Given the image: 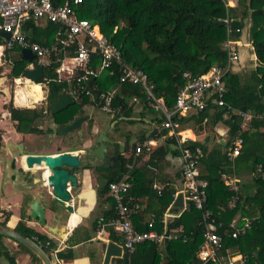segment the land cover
Instances as JSON below:
<instances>
[{
  "label": "trees",
  "instance_id": "obj_1",
  "mask_svg": "<svg viewBox=\"0 0 264 264\" xmlns=\"http://www.w3.org/2000/svg\"><path fill=\"white\" fill-rule=\"evenodd\" d=\"M63 0H58L62 2ZM228 0H82L76 6L77 16L88 19L97 24L106 39L115 45L121 53L122 59L130 66L143 70L147 80L152 85L156 97H162L167 109H171L179 89L185 84L184 73L196 77L206 72L212 65H223L226 62V53L221 43L227 38L241 40L242 29L248 22V41L254 53L256 65L249 73L230 71L223 76L225 91L223 100L232 108L249 112L255 116L249 126L241 128V118L232 113L225 106H218L209 98L207 107L199 112L188 115H174L173 122L182 125L194 123L199 127L212 128L217 124L226 127L224 145L216 142L209 147V141L187 140L189 147L199 146L204 152L200 160V177L207 181V206L212 210L217 220L223 222L224 228L237 214L258 215V220L245 234L237 238L223 236V246L219 255L225 258L229 253L242 252L249 256L246 264H264V177L255 173L258 165L264 172V122L256 115L264 113V0H237L236 6L227 4ZM231 2V1H230ZM228 18V22L223 19ZM58 26L51 22L37 24L33 20L27 21L23 31L27 37L40 44H51ZM3 41H0L2 44ZM10 51L19 53L17 58L19 69L10 67L8 76H21L29 62L21 58L19 50L3 51L6 56ZM66 54L60 52L59 60H51L43 65L44 76L36 82H44L47 86L45 108H17L11 103L6 106L9 117L18 132L42 133L44 130L36 125V121L47 115V106L62 90H70L76 101L65 109L48 115L55 119L59 129L71 123L77 116L78 109L83 104H99V99H92L84 91L75 94L73 82L57 81L56 69ZM96 59L93 66H96ZM37 66L36 59L32 61ZM93 85L100 90L108 91L115 87L112 105L120 106V112L126 113L130 108L127 99L136 96L145 100L144 90L137 84L119 83L118 74H108L105 70L93 77ZM206 122L203 123V119ZM162 120V117L159 119ZM158 120V121H159ZM90 122L88 128L90 129ZM196 126V127H197ZM195 128V127H194ZM45 131H50L47 128ZM167 131V130H165ZM239 135L242 144L239 154L231 162L226 156V148L231 139ZM1 147V134H0ZM134 147L133 145L131 146ZM167 148H156L146 161V165L157 166V161L165 156ZM130 156L124 157L119 151L115 155V163L111 169L97 167L100 173L101 185L99 196L107 201L109 196L107 187L111 181L118 180L126 171ZM232 164L235 175L239 179L240 201L233 209H228L226 202L231 192L220 180V172L230 173ZM143 168H134L132 171L133 184L127 191L142 208L132 217L134 226L140 230H148L147 222L153 214L154 229L161 230L164 226L162 217L168 209L174 208L173 197L175 189L164 185L160 192L153 187V171ZM147 170V172H146ZM29 196V195H28ZM28 198L25 196L21 207V218L15 230L23 236L34 240L37 237L41 249L51 258L49 251L56 247L57 241L34 227L27 225L25 219V205ZM172 203V204H171ZM54 209V202H50ZM114 202L111 199L110 207L102 209L94 219L103 216L105 219L113 216ZM5 224V221L1 222ZM186 233V240L175 239L165 242L162 246L144 241L136 246L131 256L132 264H200L196 258V251L202 242L201 212L191 204L178 216L167 220L166 228L180 227ZM74 231L65 240V247L57 251V257L64 260L72 258L71 247L80 241L90 239V234L83 230L78 237ZM224 230H218L222 233ZM4 236L0 234V257L5 256L10 264H16L15 255L1 242ZM121 237L107 231L104 239L120 242ZM50 241L45 246L44 242ZM19 249L27 252L31 260L41 264L39 258L21 243ZM52 259V258H51ZM122 258L113 257L111 263H121ZM52 264V263H51ZM205 264H214L206 262Z\"/></svg>",
  "mask_w": 264,
  "mask_h": 264
},
{
  "label": "built area",
  "instance_id": "obj_2",
  "mask_svg": "<svg viewBox=\"0 0 264 264\" xmlns=\"http://www.w3.org/2000/svg\"><path fill=\"white\" fill-rule=\"evenodd\" d=\"M81 1L0 0V30L9 33L8 40H3L0 47L1 53L5 49H17L20 52L21 49L28 48L34 54L36 63L41 66L49 64L53 58L56 61L59 60L58 54L60 52L65 53V56H69L70 63L69 65H64L65 56L60 59V64L56 69L57 81L66 80L73 82L72 93L75 94L82 91L90 94L91 92L87 87L88 81L101 72L107 70L109 75L117 73L119 83L139 85L146 94V100L155 109L159 110L163 116L162 120L151 131L152 135L139 140L134 145L133 153L130 155V163L127 164L123 175L118 180L108 183V195L113 199L114 213L108 219L103 216L97 217L93 239L107 242L108 239H104V236L108 230L121 237L120 242H114L121 246L119 258H122L123 262L116 264H132L131 256L135 252L136 246L144 241L162 246L170 240L187 239L182 226L172 229L166 228L167 220L177 216V214L169 212V208L163 214L162 223L164 227L161 230L153 228L155 222L153 214L147 222L148 230H138L132 222V217L137 212H140L142 204L132 195H127V191L133 184L132 171L137 155L142 151L143 147L149 148L153 145L155 136H158L163 130H167L169 135L175 139L180 154V193H182L183 202H186L183 207L185 205L186 208L187 204H191L201 212L203 239L196 251V258L200 261V264H205L206 262H213L214 264H246L249 258L247 254L233 252L223 258L219 255V251L223 246V236L237 238L245 234L258 220V215L237 214L228 222V227L224 228L223 222L217 220L212 210L207 206V181L200 177L199 169L200 160L204 156V152L199 146H187L185 142L188 139L181 136L178 122L172 121V116L174 115L184 116L204 110L207 107L208 99L211 98L218 106H225L232 113L240 116L242 129L249 126L255 115L232 108L222 98L225 91L222 79L227 72L233 71V65L239 60L238 47L241 41L227 37L221 43V48L226 53L225 64L212 65L206 72L196 77H191L188 73H184L185 84L179 89L173 107L167 109L162 98H155L152 85L148 83L146 73L127 64L122 59L118 48L106 39L97 24L77 16L76 6ZM229 3L230 0L227 1L228 5H230ZM29 20H33L37 24L41 21L56 24L58 28L54 35V41L51 44H40L27 37L23 31V26ZM223 21L227 23L228 18H224ZM244 44L249 45L248 43ZM95 59L97 64L93 66ZM27 67L32 68L35 66L33 63H29ZM38 83L45 84L44 82ZM114 93L115 89L113 88L108 91H100L98 96L101 110L111 115L120 112V106L114 107L112 105ZM256 116L264 122V113ZM206 120L204 118L203 123ZM241 144L242 138L239 135L230 140L226 148V156L231 162L239 154ZM231 168L230 173L220 172L219 174L220 180L231 192L226 202L228 209L235 208L240 201L239 179L235 175L233 164ZM255 173L262 178L264 177L261 165L257 166ZM153 187L158 193L160 192V186L153 185ZM65 227L64 237L73 229L69 228L67 223ZM220 229L224 231L219 233L218 230ZM54 236H50V239L56 240ZM61 238L56 240V247L49 251L52 264H64L56 254L59 249L65 247L64 240ZM32 241L40 247L37 237H34ZM50 241L47 240L44 245H50Z\"/></svg>",
  "mask_w": 264,
  "mask_h": 264
},
{
  "label": "crops",
  "instance_id": "obj_3",
  "mask_svg": "<svg viewBox=\"0 0 264 264\" xmlns=\"http://www.w3.org/2000/svg\"><path fill=\"white\" fill-rule=\"evenodd\" d=\"M43 23L45 22L41 21L39 24ZM243 38L245 39L246 36L242 32L240 41H243ZM0 41L3 40L0 39ZM243 43H248L250 45L249 41L247 40H245V42ZM3 51L1 53L0 49V56L3 54ZM69 63V56H65L64 65H69ZM17 78H20V76L15 77L14 81ZM16 83L18 82L16 81ZM30 85H38L36 86L37 88H34L33 90V94L35 95V97L31 94H27L30 90ZM18 88L21 89L17 91ZM93 88L97 89L94 85ZM114 89L115 92L118 90L117 87H115ZM65 91L70 94V90ZM46 95L47 86L43 83L34 84L29 81L28 84H26L24 81H21L17 86L15 85L13 90H11L8 83L0 80V222L5 221V225L13 229H15L16 224L21 218V207L25 196L28 198V200L24 209L25 213L28 216L29 202L33 198L34 194L40 192L36 177L34 175L35 169H28L24 164L22 157H20L18 154L22 151L54 152L58 149V146H60L59 149H65L67 147V144L63 141L64 136H60L57 134V131L59 129L57 122L54 118L49 116L51 120L50 125L47 128H50V131H45L47 129L46 128L45 130L43 129L44 131L42 132L49 135V141L42 144L37 143L36 146L31 145L28 141H26L25 135H27L28 137L32 136V134L34 133L18 132L14 127L13 121L9 117V112L6 106L11 103L14 107L17 108H45L47 104ZM70 95L73 96L72 94ZM89 97L94 99L92 92L90 93ZM73 98L76 101L74 96ZM155 98L162 97L155 96ZM127 106H129L130 108L126 111V113L121 112V114L119 115H111L102 111L98 104H83L78 109L76 118L83 116L86 119L81 124L82 133L80 134V137L79 133L76 131L75 135L76 133H78V135L76 136L84 140L85 143H83V145L86 147L90 146L91 142L98 134L101 139H105L107 137L111 140V143L107 145L109 153L112 152V154L114 153V155H116V152L119 151L121 154H123L124 157L130 156L133 153L134 148H132L131 146H134L139 140L152 135L151 131L153 130L154 126L160 122L159 119L163 116L161 112L155 109L153 105L146 99L142 100L140 98H137L136 96H132L127 99ZM47 115H52L49 114L48 109ZM135 121L146 123L149 125V128L146 130L143 125L141 127L136 125L137 128L134 127L132 129V126L135 125ZM89 122L91 124L90 129L88 128ZM217 125L208 129V131L205 129L206 127H199L193 122L186 126L178 123V128L181 136L187 138L188 140L204 141L205 137L209 136L206 142L209 141L208 145L210 147L215 142H219L224 145L226 140V127L223 125V129H216ZM38 127L42 129L41 126L38 125ZM52 133H56V136L51 137ZM82 134H84L85 137H82ZM86 138L88 140H86ZM132 138H134V140H132L133 142L130 143V140ZM160 146H165L167 148L165 156L157 161V166H151L150 164L146 165V161L149 159L150 154ZM96 159L97 160H94V163H102L99 158ZM136 159V168L147 169L148 166V170L153 171V174L155 175L153 179V185L160 186L161 188L162 186L167 185L173 187L176 190L174 193L175 196L173 197L175 199L181 189L180 154L175 139L169 135L168 131L163 130L158 136H155L153 145H151L149 148L143 147L142 151L137 155ZM76 175L81 191L77 199L76 197H73V201L76 206L74 209V214L72 215H74L76 219L79 217V219L76 222V219L74 218V223L71 226L73 229L64 238H61L62 236L60 237V231L58 233L59 236L54 237L56 239L61 238L62 240H64L65 245L66 238L71 235L73 230H75L74 234L78 237L82 234L83 230H86L91 237L90 239L80 241L79 243L71 247L72 258L74 257L75 248L83 243H86L87 245L90 244V246H86L84 248L85 250H83L87 255H84L83 258H75V263L102 264L106 242L97 240L94 242L93 223L96 215L102 209L110 207L112 198L107 193L106 196L109 197L105 202L99 196V186L101 185V180L99 178L98 170L77 169ZM39 202H41L46 209V218L48 219V217H52V213L49 210V204L47 203V196L45 194L41 195ZM183 203L186 205V202ZM185 205L183 207L184 209ZM183 208L174 206L171 213H175L178 216L183 211ZM82 220H86V222H83L84 224H79ZM25 222L27 225L34 227L36 230L46 233L49 236H53V234L49 233L43 226L38 224L36 220L27 217V219H25ZM53 225L54 224H52L51 226ZM4 237V239H1V242H6L7 244H9V250L11 251V253H16V255L14 254L16 264H19L20 261L16 258H19L20 256L23 258V261L28 259L31 264H38L37 262L31 260V257L27 252L19 249L16 241H14L13 239L11 240V238H8L6 236ZM18 252H20V255L17 254ZM68 261H70V259L65 261L63 260V263L67 264ZM109 264H111V259L109 261Z\"/></svg>",
  "mask_w": 264,
  "mask_h": 264
},
{
  "label": "water",
  "instance_id": "obj_4",
  "mask_svg": "<svg viewBox=\"0 0 264 264\" xmlns=\"http://www.w3.org/2000/svg\"><path fill=\"white\" fill-rule=\"evenodd\" d=\"M9 33L0 30V39L8 40ZM21 58L29 63L34 60V54L28 49L24 48L20 50ZM21 76L29 79L31 82L36 83L39 78L44 76L43 66L37 65L35 67H25L21 73ZM88 89L92 92L94 99H97L100 90L93 88V78L88 81ZM75 102L73 96L68 94L65 90H62L56 95L54 99L50 101L47 106L49 114H55L65 109L70 104ZM85 117L80 116L72 120L71 123L64 125L58 129L57 134L60 136H66L68 133L77 131L82 133L81 124L85 121ZM209 136L205 137L204 142L208 140ZM111 143L109 138L101 139L98 137L95 140L96 145L84 146L83 144H67L65 149H57L54 152H25L22 151L18 155L22 157L24 164L28 169L34 168V175L36 177L40 192L34 194L33 198L29 202L28 218L36 220L41 226H45L49 232L55 236H62L65 234L66 227L59 228L57 225H49L46 222L45 213L46 209L44 205L39 202L42 194L49 197V210L55 213L53 214L54 220L59 222V215L57 210L62 208L66 215V223L70 217V214L74 213L75 204L73 197H79L80 188L77 180V169H92L93 164L88 161H92L93 157L105 160L108 151L107 145ZM101 166H105L102 164ZM50 202H54V209L51 207ZM182 193H178L173 200V205L176 207H183ZM60 214V213H59ZM61 215V214H60ZM0 234L8 238L13 239L17 243H21L31 252H33L41 261L42 264H51V261L47 254L31 239L23 236L13 228L6 226L0 222ZM61 236V235H60ZM121 255V246L116 244L112 240H108L105 245V251L102 264H109L111 257H119Z\"/></svg>",
  "mask_w": 264,
  "mask_h": 264
},
{
  "label": "rangeland",
  "instance_id": "obj_5",
  "mask_svg": "<svg viewBox=\"0 0 264 264\" xmlns=\"http://www.w3.org/2000/svg\"><path fill=\"white\" fill-rule=\"evenodd\" d=\"M230 1H231V3H229V4L231 6L232 5H234V6L237 5V0H230ZM248 22L249 21L246 19L245 26L242 29V32L244 33L246 38L245 39L243 38V41H241V44L238 47V49H239V60L233 65V70L234 71H237V72H241L242 71L245 74L249 73L251 68H254V66L256 65V60H254V53H253V50H252L251 46L250 45L247 46V45H245L243 43V42H245V40L248 41V39H249L248 38V28H247L248 27ZM18 54L19 53H17V52L10 51L6 56L4 54H2L0 56V80L8 83L10 85L11 90H13L15 85L17 86L18 83H16V80L14 81V78H11V77L8 76V71H9L11 66H15L16 69L20 68L19 62H18V58H17ZM20 80L25 82V79L22 78V76H20ZM27 81H30V80L27 79ZM44 91H45V89H44ZM50 120H51V118L48 115H46L42 119L37 120L35 124L41 126L42 129L45 130L50 125ZM134 123H135V125L132 126V129L134 127L137 128L136 125L139 126V127H141L143 125V127L146 130L149 128V125L146 124V123H141L140 121H135ZM205 129L208 131L209 128H205ZM216 129H223V125L222 124H220V125L218 124L216 126ZM25 136H26V138H25L26 141H28L31 145H34V146H36L37 143L42 144V143H47L49 141V135L47 133H34V134H32V136H28V137H27V135H25ZM55 136H56V133H52L51 134V137H55ZM63 139H64L63 141L66 144H81V143L83 144V143H85L84 140L78 138V136L75 135V131H73L72 133H68L66 136L63 137ZM86 140H88V139L86 138ZM132 140H134V138H132L130 140V143L133 142ZM214 144H216V142ZM59 148H60V146H58V149ZM136 161H137V159H136ZM134 168H136V163H135ZM49 201H50V199H49V197H47V203H49ZM61 211H62V208H59V213L62 214L60 222L53 221L52 217H48V219H47L46 215H45L47 224H49V225L54 224V225H57L58 227H61V228L65 227L66 220H64V219H67L68 216L66 215V212L64 210L62 212ZM83 222H86V220H84V221L82 220L79 224H84ZM43 227L49 232V230L45 226H43ZM60 235L62 236V234H60ZM62 237H64V236H62ZM4 238L5 237H3V239ZM93 240H94V242L96 241V239H93ZM2 243L8 249H10V245L9 244H7L6 242L5 243L2 242ZM86 246H90V244L87 245L86 243H83V244L77 246L75 248V250H74V257L72 259H70V261H68L67 264H76L75 260H74L75 258L79 259V258H83L84 255H87L83 251V250H85L84 248ZM89 249H90V247H89ZM14 254L16 255V253H14ZM17 254L20 255V252H18ZM16 259L20 261L19 264H31L30 261H28V259L23 261V258L21 256L19 258H16ZM0 264H10V263H9L8 259L5 256H1L0 257Z\"/></svg>",
  "mask_w": 264,
  "mask_h": 264
},
{
  "label": "flooded vegetation",
  "instance_id": "obj_6",
  "mask_svg": "<svg viewBox=\"0 0 264 264\" xmlns=\"http://www.w3.org/2000/svg\"><path fill=\"white\" fill-rule=\"evenodd\" d=\"M77 132V131H76ZM76 135H78V133H76ZM99 135V134H98ZM96 136L94 139H93V141L91 142V144L90 145H96L95 144V140L99 137V136ZM79 137H80V134H79ZM78 137V138H79ZM82 137H85V135L84 134H82ZM106 156V158H105V160L104 161H102L101 159V161H102V163H99V164H96V163H94L95 161L94 160H97L96 158V156H94L93 157V159H92V161H88L89 163H91V164H93L94 165V167L92 168L93 170H97V167H100V168H103V169H111V168H113V166H114V163H115V155H114V153L112 154V152L111 153H109V151H107V154L105 155ZM100 161V162H101ZM102 164H104L105 166L103 167V166H101ZM99 172V171H98ZM98 174V173H97ZM99 176H100V173H99ZM100 178V177H99ZM53 214H55L53 211H52V216H53ZM57 214L59 215V222L61 221V216H62V214L60 215L59 214V209L57 210ZM54 217V216H53ZM52 217V218H53ZM53 220H54V218H53ZM64 220H66V219H64ZM55 222H56V220H54Z\"/></svg>",
  "mask_w": 264,
  "mask_h": 264
},
{
  "label": "bare ground",
  "instance_id": "obj_7",
  "mask_svg": "<svg viewBox=\"0 0 264 264\" xmlns=\"http://www.w3.org/2000/svg\"><path fill=\"white\" fill-rule=\"evenodd\" d=\"M231 3V2H230ZM0 49H1V47H0ZM16 81L18 82V83H20V79L19 78H17L16 79ZM28 82L29 81H27V80H25V83L26 84H28ZM33 83V82H32ZM34 84H36V83H34ZM29 86V85H28ZM36 86H38V85H30V90H29V92L27 93V94H31L32 96H34L35 97V95L33 94V90H34V88H37ZM21 88H18V90L17 91H19ZM36 99V98H35ZM37 100V99H36ZM72 214H74V213H72ZM72 214H70V217H69V219H68V221H67V226H69V228H71L72 229V225H73V223H74V218H75V216L74 215H72ZM72 215V216H71ZM76 219V218H75ZM78 219H79V217L76 219V222L78 221Z\"/></svg>",
  "mask_w": 264,
  "mask_h": 264
}]
</instances>
